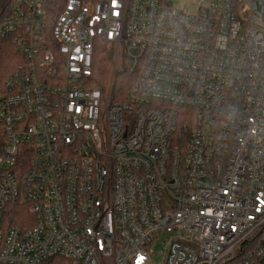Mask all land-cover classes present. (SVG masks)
Returning <instances> with one entry per match:
<instances>
[{"label": "built area", "instance_id": "obj_1", "mask_svg": "<svg viewBox=\"0 0 264 264\" xmlns=\"http://www.w3.org/2000/svg\"><path fill=\"white\" fill-rule=\"evenodd\" d=\"M184 1L0 5V264H264V0Z\"/></svg>", "mask_w": 264, "mask_h": 264}, {"label": "trees", "instance_id": "obj_2", "mask_svg": "<svg viewBox=\"0 0 264 264\" xmlns=\"http://www.w3.org/2000/svg\"><path fill=\"white\" fill-rule=\"evenodd\" d=\"M8 2L9 0H0V5H7ZM21 61V56L11 44L5 40L0 41V87ZM133 81L134 76L128 72V62L123 51L100 43L94 54L92 77L88 86L101 93L103 104L109 106L125 100Z\"/></svg>", "mask_w": 264, "mask_h": 264}, {"label": "rangeland", "instance_id": "obj_3", "mask_svg": "<svg viewBox=\"0 0 264 264\" xmlns=\"http://www.w3.org/2000/svg\"><path fill=\"white\" fill-rule=\"evenodd\" d=\"M171 4L173 8L184 9L185 1L184 0H166ZM162 241H157L150 246L149 253L151 256V264H160L161 261V252H162Z\"/></svg>", "mask_w": 264, "mask_h": 264}, {"label": "snow or ice", "instance_id": "obj_4", "mask_svg": "<svg viewBox=\"0 0 264 264\" xmlns=\"http://www.w3.org/2000/svg\"><path fill=\"white\" fill-rule=\"evenodd\" d=\"M257 211H260V209H257Z\"/></svg>", "mask_w": 264, "mask_h": 264}]
</instances>
